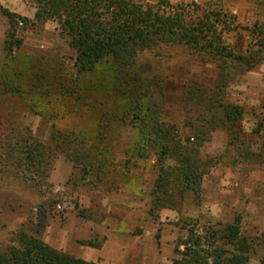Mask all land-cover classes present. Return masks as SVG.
Masks as SVG:
<instances>
[{
	"label": "rangeland",
	"instance_id": "obj_1",
	"mask_svg": "<svg viewBox=\"0 0 264 264\" xmlns=\"http://www.w3.org/2000/svg\"><path fill=\"white\" fill-rule=\"evenodd\" d=\"M133 1L225 13L231 23L222 35L235 54L257 48L247 27H264V0ZM3 2L30 21L11 26L0 12V247L13 244L19 230L43 240L45 233L54 237L56 226L77 224L135 234L147 229L170 244L185 234V220L203 228L239 217L255 243L248 264H259L264 58L248 68L182 43L157 44L139 51L126 69L107 57L79 72L69 35L55 19L35 18L37 0ZM11 33L21 44L8 53L4 42ZM227 104L242 109L233 121L226 118ZM158 140L196 148L207 171L198 191L185 193L179 212L162 209L155 218ZM173 158L167 163L174 165Z\"/></svg>",
	"mask_w": 264,
	"mask_h": 264
},
{
	"label": "trees",
	"instance_id": "obj_2",
	"mask_svg": "<svg viewBox=\"0 0 264 264\" xmlns=\"http://www.w3.org/2000/svg\"><path fill=\"white\" fill-rule=\"evenodd\" d=\"M37 20L55 19L62 31L70 37V46L75 50L74 65L79 72L91 70L102 59L110 57L121 69L134 62L136 54L157 44L182 43L194 51H202L214 60L235 58L252 68L264 58V27H247L253 45L257 48L248 55L235 54L225 43L223 31L230 28V20L220 11L190 14L184 7L169 10L152 5L144 6L133 0H37ZM0 12L11 26L19 20L29 22L10 12L0 4ZM4 49L10 53L21 44L14 33L8 34ZM226 118L230 121L241 115L239 106L225 105ZM264 127V118L260 122ZM166 138V135L164 136ZM157 144L158 173L152 190L150 214L157 217L162 209L180 211L185 193L197 192L200 181L207 171L196 158L197 149L175 143L166 146L161 140ZM32 153V152H31ZM174 157V165L167 163ZM40 225H45L44 214L38 216ZM183 236L175 241L172 264H248L255 243L245 236L240 218L232 222H216L199 228L193 219L185 220ZM160 233H156L159 241ZM95 239L79 241L100 247ZM14 243L7 249L0 247V264H94L72 254L58 250L37 235L19 230ZM264 245V238H263ZM264 264V253L259 259Z\"/></svg>",
	"mask_w": 264,
	"mask_h": 264
},
{
	"label": "crops",
	"instance_id": "obj_3",
	"mask_svg": "<svg viewBox=\"0 0 264 264\" xmlns=\"http://www.w3.org/2000/svg\"><path fill=\"white\" fill-rule=\"evenodd\" d=\"M3 1L0 0L2 4ZM81 226L82 224L71 227L56 226L54 237L51 238L45 233L43 240L58 250L94 264H172L171 260L178 256L174 251V240L167 244L160 236L158 241L156 235L153 236L152 231L147 229L141 234H135L121 228L105 229L92 224L86 228ZM97 233L104 235L100 247L79 242L83 239H92Z\"/></svg>",
	"mask_w": 264,
	"mask_h": 264
}]
</instances>
